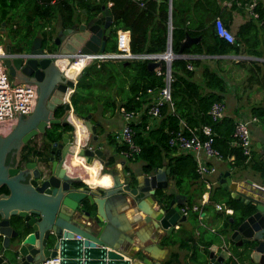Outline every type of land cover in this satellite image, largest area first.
Instances as JSON below:
<instances>
[{
    "label": "trees",
    "instance_id": "16d2710c",
    "mask_svg": "<svg viewBox=\"0 0 264 264\" xmlns=\"http://www.w3.org/2000/svg\"><path fill=\"white\" fill-rule=\"evenodd\" d=\"M108 7L111 23L110 33L106 36L104 52H119L116 46V32L129 31L128 49L133 54L162 53L165 50L168 34V0H145L143 6H139L134 0H109ZM223 0H171V51L178 54L179 43L185 36L199 37L196 43L184 47L181 54H209L222 55L237 53L239 50L247 55L259 56L261 49L264 51V0H256L255 11L258 12V20L250 17L239 24L234 34V42L227 43L219 38L213 27L215 17H220L224 25L229 28L233 11L243 13L242 6H237V0L231 2L229 7L220 5ZM227 1V0H226ZM248 2L249 0H240ZM77 6L87 22L105 7V0L95 2L93 0H80ZM80 20L79 13L75 11L71 0H58L50 4L47 0H0V42L4 48L7 46L9 53H27L32 39L40 36L42 48L49 51L56 49L54 37L57 30L71 27ZM54 24L58 25L56 29ZM4 37V40L2 37ZM127 33L119 32L118 45L126 47ZM2 39V40H1ZM147 59L131 60H103L98 64L91 63L81 73L76 81L74 91L70 95V104L79 116L95 113L100 107L99 117L112 115L117 110L139 111L137 121L131 123L132 142L138 147L127 161H141L140 171L150 173L162 166L169 168L167 180H170L174 190L162 192L155 190L158 201L163 200L168 204L169 200L179 195L189 207L195 204L194 197L203 192V182L195 170V161L190 152H180L168 142L169 137L180 127L183 121V131L188 134L194 127L209 125L212 130V147L216 149L221 159L233 155L232 165L240 166L248 164L257 172L264 181V164L261 161L248 159L238 146H231L230 139L233 130V120L230 117L212 119L208 109L214 101H221L220 92L224 90L225 81L221 75L207 66L200 71L199 81L193 79L194 71L186 65L196 66L199 62L195 58L176 57L170 62V102H164L159 108L157 120L149 124V116L146 109L152 101V94L164 85L163 72L165 64L159 65L160 74L156 70L149 69ZM249 79V76H247ZM115 88L116 96L111 99H103L102 93L95 92L100 88ZM151 90V93L147 91ZM104 97V96H102ZM252 115L263 118L262 106H251ZM63 113L62 107L54 110V116L59 117ZM69 129L65 126V130ZM61 126L52 124L45 129L44 134H36L22 147L20 162L24 164L34 161L42 167H47L45 158L50 144L61 137ZM103 132L101 125L96 127V134ZM108 145L113 146L114 153L108 156V164L115 161L119 151L127 150L122 142H117L114 132L105 134ZM201 136V135H200ZM202 137V136H201ZM129 184L134 186L136 179L132 172ZM212 203V204H211ZM214 203L224 205L232 210L231 214H225L223 222L218 229H209L198 226V235L193 237L188 231L185 235L176 237L175 234L165 236L160 243L165 246L175 245L178 249L189 250L187 260L190 264H202L206 262L208 248L212 244L228 242L229 256L223 264H258L251 260L250 252L256 242L251 241L237 246L229 238V233L238 224L254 211V206L244 203L239 198H233L227 189L216 185L208 194V202L200 205L199 210H189L191 222L197 224L200 212L212 209V218H218L222 214L214 209ZM92 212V207L84 204ZM10 226L19 235L26 234L29 229L24 226L21 217L11 215ZM183 231L182 229H179ZM222 237V238H221ZM12 238V242H13ZM188 245V248L186 246ZM1 246V238H0ZM4 254L10 257V250L5 249ZM160 264H184V259L178 255V251H170Z\"/></svg>",
    "mask_w": 264,
    "mask_h": 264
},
{
    "label": "water",
    "instance_id": "95a60500",
    "mask_svg": "<svg viewBox=\"0 0 264 264\" xmlns=\"http://www.w3.org/2000/svg\"><path fill=\"white\" fill-rule=\"evenodd\" d=\"M168 6L165 50L156 53L159 59L147 61L149 69L159 65L164 53L180 57L184 47L199 39L185 36L179 43L178 54L171 51L170 0ZM110 23L108 9L101 6V11L86 23L58 30L54 37L57 47L50 54L43 51L40 36H35L27 53H10L12 57L3 58L9 76L14 79L13 84L37 83L39 88L32 113L26 116L16 111L17 126H13L6 136H0V264H40L56 254L60 258L59 264H160L167 252L159 242L160 235L164 232L168 236L178 222L186 218L179 212L181 198L174 196L165 204L155 197L156 189L166 192L170 185L167 181L168 167L137 175L134 186L122 179L113 186L94 189L61 168L62 159L70 152L69 147L75 146L74 125L68 114L71 112L82 121L94 140L97 138L95 126L99 122L91 118V113L79 116L72 108L70 95L81 73L78 72L74 79L68 78L58 60H66L68 65L75 54L103 52ZM5 50L8 51L7 46ZM24 55L27 57L23 58ZM88 67L86 65L82 72ZM166 70L170 74V61L166 62ZM66 91H69L67 95ZM60 106L63 113L55 117L54 110ZM52 124H59L62 132L60 139L50 144L45 158L47 167L34 161L18 167L20 148L34 135L44 134ZM65 126L69 127L68 131ZM262 130L264 132V128ZM60 145L63 146L61 150L58 149ZM101 153L99 149H87L83 145L77 151V155L87 162L94 154L104 157ZM123 173L126 174L124 170ZM220 176L221 186L228 188L233 198L254 206V211L230 232L229 238L237 246L256 242L250 258L264 264V188L246 179L255 193L252 196L237 189L227 172ZM84 204L91 206L92 212ZM126 207H135L143 216L135 213L127 223ZM11 215L22 218L24 226L29 229L26 234L21 236L10 226ZM76 216H81L88 223L90 221L92 226L79 223ZM139 222L151 224L155 242L138 246L136 250L139 253L124 255V246L119 248L118 245L129 241L131 234L138 236L131 228ZM5 249L10 250V257L3 253ZM228 256L226 248L218 250L212 244L208 248L206 262L202 264H223Z\"/></svg>",
    "mask_w": 264,
    "mask_h": 264
},
{
    "label": "crops",
    "instance_id": "0c3cea01",
    "mask_svg": "<svg viewBox=\"0 0 264 264\" xmlns=\"http://www.w3.org/2000/svg\"><path fill=\"white\" fill-rule=\"evenodd\" d=\"M79 1L73 2L74 7H75V11L79 13V17H80L79 22L75 23L73 25L74 28H76L79 23H86V21L83 18L84 15L81 12V9L77 6V3ZM156 1H158V0H156ZM227 1L226 0L221 1L220 5L225 6V7H229L225 4V2H227ZM168 2H169V0H168ZM168 12H169V7H168ZM244 13H245V10H244ZM245 16L242 17L241 13L233 11L232 21H231V24L229 26V29L234 32L236 30L237 26L239 24H241L242 22H244L247 19V17H249L246 14H245ZM170 17H171V15H170ZM118 30H120V29H118ZM260 49H261V54L259 56L247 55L244 52H242L241 50H239L236 54L235 53H227V54H222V55H217V54L216 55L181 54L180 57L184 58V59L195 58V59L199 60V62L196 66H192L191 64H187V65H191L190 69L186 65V67L189 70L194 71L193 78H196L197 80L200 79V71H201V68L203 66H207L209 69L214 70L219 75L227 76V77L228 76H235V77L238 76L237 72L239 70V67H244L245 65L247 66V68H246L247 72H248L247 76H249V79H247V77L244 79L247 86H246V88L242 89V92L245 93L248 90L249 93H248V95H245L246 97L244 100L240 99V98H242V96H244L243 94L240 97H239V95H237L238 97L234 98V102H233V105L231 108V107H228L226 105L228 101H227V99H225V96L223 94L224 90L222 92H220V94L222 95L221 102L224 105V115L226 117L232 118V120L234 122L237 119L247 118L248 116H255V115H252L250 112L251 106L259 105V106H262L264 108V51H262V48H260ZM47 51H49V50H47ZM230 57H241V58H247L249 60L246 62H243L241 60L240 61L239 60H233ZM174 58H176V57H173V59ZM161 61L162 60H160V63H161ZM160 63H159V65H160ZM164 64L166 67L165 62H164ZM234 65H237V68ZM198 76H199V79H198ZM9 78L14 83V79H12L10 76H9ZM229 81H230V79H229ZM230 82L236 84L233 81H230ZM238 84L242 88L241 81H238ZM32 85L35 86L36 96H37V88H39L38 84L32 83ZM239 85L236 84L237 88ZM225 86H226V83H225ZM225 86H224V88H225ZM31 113H32V111L29 114H27L26 116L30 115ZM109 115L110 114H108V116L107 115H105L104 117L98 116L95 118L94 113L91 114V118L95 122L96 121L99 122V124H97L95 126V132H96V127L98 125H101L103 128L102 133L96 134V136H97L96 140L92 139V136H91L89 130L86 129V127L82 123V121L78 120L79 125H76V127H75L76 130L77 129L80 130L79 135L75 136V141H74V143H75L74 145L76 146L77 151L79 150V146L83 145L87 149H88V147H90L92 150L94 148L101 150V152H102L101 154L104 157H100V156H97L94 154L92 156L91 160L87 162L84 160L83 157L77 155V151L76 152L74 151L75 146H71V147H69L70 152L66 154L64 159H62L63 160L62 166H61L62 170L65 169V171L67 172V174L69 176L79 177L78 174H81L79 178L82 179V182L84 184H87L88 186H90L93 189L95 187H97V185L113 186L116 184V182H121L122 179H126L128 181V183L130 181V175L128 174V172L130 171V164H131L130 161H127L126 158H124L122 155L117 154V156H115V161L112 164H108V162H107L108 156H110L111 154L114 153V149H113L114 147L108 145L105 134L109 131L114 132V133L118 132V130L121 128L122 123H123V120H122V117H121L119 110H117V113L115 111L112 115H110V116ZM258 118H259V121L252 122L249 125L250 140H251L250 156L248 158L245 157V161H244L245 163L248 161V159H250L252 157L253 159L261 161L262 164H264V158H263V156H264V132L262 130L264 128V117L263 118L258 117ZM17 122H18V117L16 118L15 122L12 123L11 125L2 126L0 128V136L4 137L7 134H9L12 131V127L15 125L17 126ZM73 134H74V132H73ZM98 141H99V143L97 144ZM231 141H232V139H230V145L233 146ZM58 149H60V150L63 149V146L60 145L58 147ZM74 153L78 156V158H80V160H82V163H84L83 168H82L83 170H81V167L78 164H76V162L73 160L72 157H70ZM232 160H233V155L227 157V159H221V158L217 159L215 157L205 158L206 163L214 166V168H215V172L213 174H207L204 177L205 180L208 181V183L210 185V188H209L207 195H206L207 198H208V194L210 193V191H212V189L216 185L221 186L218 179L221 177L220 175L223 174V172H227V175H228L230 181L235 183L237 189H239L240 191H244L247 194L252 195V196H255V193L252 191L253 190L252 186L248 185L245 182L246 179L251 180L253 182L252 184L264 185L263 179L259 176V174L257 172L253 171L249 167L248 164L240 165V166H234L231 164ZM140 166H141V164L139 165L137 171H134V172L131 171L133 176L135 177V179H136L137 175L144 174L140 171ZM123 170L125 171L126 174L123 173ZM82 171H84V172H82ZM252 177H256L258 179V181L253 180ZM167 181L169 182L170 185L167 187L166 192L174 190L171 181L170 180H167ZM202 182L204 184V181H202ZM130 186H132V185H130ZM203 189H204L203 192H205V186L204 185H203ZM224 189H227L230 192V190L228 188H224ZM202 193H200L199 196L194 197V200H195L194 203L195 204L199 203ZM176 196H179V195H176ZM206 202H208V200ZM206 202H204L203 204H205ZM215 204L216 203H214V209L218 210V209H216ZM221 206L223 208H221L219 210V212H221V214H222L220 217L212 218V215H211L212 209L210 208V209H208L207 212H200L199 215L204 216V218L201 221H197L196 222L197 224L191 222V217L187 213L186 218L184 220H182L181 222H178V226L174 227L169 235L175 234L176 237H178V236H182L183 234L185 235L189 231L193 237H196L198 235V229H199L198 226H202L203 228L209 229L210 231H213V229H218L223 222L222 220H223V217L225 216V214H227V215L229 214V213L224 211V208H226V207L224 205H221ZM127 207H126L125 212H124L125 213V221L127 223L130 222L131 216L135 213L138 216H141V217L143 216V214L141 212L135 210V207L134 208H127ZM76 220L81 224H87V225L89 224L88 227L92 226V223L90 221H89V223H88V221H83L81 216H79V217L76 216ZM151 228H152L151 224L144 223V222L143 223L139 222L138 224L132 226L131 230L136 232L138 236H136V234H131V236H130L131 239L129 241H127L125 243L123 242L122 244H124V245H121V244L118 245L119 248L124 246V248H125V250L123 252L124 255L125 254L126 255H132L134 253H139L136 250L138 246H141V245L145 246V244H147L149 241L155 242L154 238L151 235L152 234ZM179 229H182V230L184 229V230L181 231ZM158 232H160V231H158ZM165 236H166L165 233L162 232V234L159 237V242ZM114 244H116V243H114ZM215 245L217 246L218 250L221 248L227 249L228 242L225 243V241L223 239L221 244H215ZM162 247L167 249V252L164 255V257L162 258V260L166 258V256L169 254V252L171 250L172 251L177 250L179 257L181 259L184 258L186 260V262L189 264V261L187 260L188 255H189V250H187L185 248L184 249H178L176 247V244L175 245H169V246L162 245ZM186 248H188V245L186 246ZM123 257L125 258L126 256H123ZM159 257H160V255H159Z\"/></svg>",
    "mask_w": 264,
    "mask_h": 264
},
{
    "label": "built area",
    "instance_id": "2783aa9c",
    "mask_svg": "<svg viewBox=\"0 0 264 264\" xmlns=\"http://www.w3.org/2000/svg\"><path fill=\"white\" fill-rule=\"evenodd\" d=\"M58 0H47L48 3L53 4ZM72 2H77L79 0H71ZM95 2H100L101 0H93ZM139 6H143L145 0H134ZM111 1L105 0V7L108 8L111 6ZM227 6H230L231 2H225ZM237 6H242L246 14L253 20H258V12L255 11L256 0H249L248 2H241L240 0L236 1ZM213 27L215 34L226 41L227 43L234 42V34L227 28L222 22L220 17H215L213 21ZM119 32L127 33L126 37V47H120L118 45L119 41ZM129 42V31L128 30H117L116 32V46L119 52H97V53H79L75 54L70 58L69 63H78L80 64L79 73L82 72L83 68L86 65L91 63L98 64L103 60H131V59H147L155 60L159 59L156 53H142V54H133L128 49ZM43 51L47 54H50L52 51H47L43 48ZM9 52H7L3 45L0 44V128L2 126H9L15 122L17 118V112L27 115L29 114L34 107L36 99V90L35 86L27 83H15L10 80L9 74L7 72V67L3 63L4 57H12ZM27 57L24 55L23 58ZM174 55L164 53L162 55L163 62L171 61ZM190 69L191 65H187ZM156 74H160L159 66L155 67ZM170 74L167 73L166 67L163 72V81L164 85L156 90L152 94V101L146 109V114L149 116L148 123L145 125V128L149 124H153L158 118L159 108L164 102H170ZM151 93L150 89H147ZM123 123L118 132L115 133L116 141L122 142L127 146V150L119 151V153L124 158L130 157L131 154L138 150V147L132 142V130L131 123L137 121L139 111H127L119 110ZM208 114L212 119H219L224 117V105L221 101H214L209 109ZM259 121V118L256 116H248L247 118L237 119L233 123V130L231 133V143L233 146H238L241 150V153L248 158L250 156V132L249 125L252 122ZM183 122L180 121V127L178 131L174 132L168 139V142L171 146H175L180 152H190L192 158L195 161V170L198 173L199 177L204 181L205 192L201 194V199L199 204L202 205L208 200L207 192L210 188L208 181L205 180V175L213 174L215 168L212 165L206 163L205 158L215 157L220 159V155L216 149L211 145L212 143V130L209 125H201L200 127H194L190 130L188 134H185L183 129ZM202 137H201V136ZM88 146V145H87ZM88 149H91L88 147ZM264 188V185H260ZM216 209L220 210L223 208L220 204H215ZM198 211V205L193 204L188 206L183 201L179 205V212L182 215H187L188 211ZM224 211L231 214V209L224 208ZM200 218L201 216L198 215ZM75 238H78L75 235ZM59 256L56 254L53 257H48L40 264H59Z\"/></svg>",
    "mask_w": 264,
    "mask_h": 264
},
{
    "label": "rangeland",
    "instance_id": "374dc122",
    "mask_svg": "<svg viewBox=\"0 0 264 264\" xmlns=\"http://www.w3.org/2000/svg\"><path fill=\"white\" fill-rule=\"evenodd\" d=\"M245 14H246V12L245 13L243 12L241 14L242 17L245 16ZM54 26H55L56 29L58 28V25L57 24H54ZM230 31L233 33L232 30H230ZM1 37L4 40V37L3 36H1ZM0 44L3 45V46L5 45L3 42H0ZM230 58H232L233 60H239V61L241 60L243 62H246V61L249 60L247 58H241V57H230ZM234 66L237 68V65H234ZM246 68H247L246 65L244 67H239V70L237 72L238 76H236V77L235 76H228V77L227 76H222L224 78V80H225V83H226V86L224 88L223 94L225 96V99H227V101H228L227 104H226L228 107H231L232 108V105H233V102H234V98L235 97L237 98L238 97L237 95H239V97H240L243 94L244 96H242V98H240V99L241 100H244L245 97H246L245 95H248V93H249L248 90L245 93L242 92V89L243 88H246V86H247L246 83H245V80H244L247 77V74H248ZM228 78L230 79V81L235 82L237 85H239L238 84V81H241L242 88H241L240 85L237 88L236 84L231 83ZM193 79L196 82L199 81L196 78H193ZM198 79H199V76H198ZM99 91L102 93V96H104V97L100 96L99 94H97V96H99V97H101L103 99H106V98L111 99L112 97H115L117 95L116 94V91H115V88H113V87L112 88L103 87V88H100L99 90H96L95 92H99ZM99 110H100V107L98 106L96 112L94 113V117L95 118L99 116L98 115L99 114ZM116 113H117V111H116ZM107 116H108V114H107ZM98 143H99V141L97 142V144ZM140 164H141V161L131 162V164H130V171H132V172L137 171V169H138V167H139ZM252 179L258 181V179L256 177H252ZM184 264H188L185 259H184Z\"/></svg>",
    "mask_w": 264,
    "mask_h": 264
},
{
    "label": "bare ground",
    "instance_id": "6f19581e",
    "mask_svg": "<svg viewBox=\"0 0 264 264\" xmlns=\"http://www.w3.org/2000/svg\"><path fill=\"white\" fill-rule=\"evenodd\" d=\"M58 64L61 65V67L64 69L63 73L65 74V76H67L70 79H74L76 74L80 70V64L78 63L71 62L67 65L66 60H58ZM67 92L69 91H66V95H67ZM68 119L74 125V141H75V136L79 135V132H80L79 129L77 130L75 129L76 125H79V121L75 118V116L71 112L68 114ZM74 149H75L74 151L76 152L77 151L76 146L74 147ZM70 157H72L73 160L76 162V164H78L81 167V170H83L82 168H83L84 163H82V160H80V158H78V156L75 153L72 154ZM78 175L80 177L81 174H78ZM97 186H101V185H97Z\"/></svg>",
    "mask_w": 264,
    "mask_h": 264
},
{
    "label": "flooded vegetation",
    "instance_id": "af4514ba",
    "mask_svg": "<svg viewBox=\"0 0 264 264\" xmlns=\"http://www.w3.org/2000/svg\"><path fill=\"white\" fill-rule=\"evenodd\" d=\"M69 129H67V131H68ZM23 147V146H22ZM22 147H21V149L19 150V155H18V157H17V166L18 167H23L24 165H25V163L24 164H21V162H20V156H21V151H22ZM183 201V200H182Z\"/></svg>",
    "mask_w": 264,
    "mask_h": 264
}]
</instances>
